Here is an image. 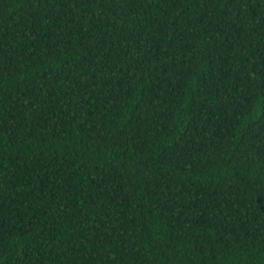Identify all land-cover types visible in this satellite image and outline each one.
<instances>
[{"label": "trees", "instance_id": "1", "mask_svg": "<svg viewBox=\"0 0 264 264\" xmlns=\"http://www.w3.org/2000/svg\"><path fill=\"white\" fill-rule=\"evenodd\" d=\"M0 264H264V0H0Z\"/></svg>", "mask_w": 264, "mask_h": 264}]
</instances>
